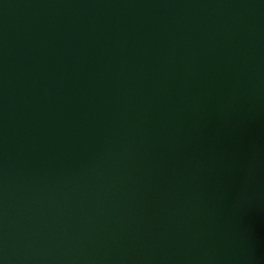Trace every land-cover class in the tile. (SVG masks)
<instances>
[{
  "label": "water",
  "instance_id": "water-1",
  "mask_svg": "<svg viewBox=\"0 0 264 264\" xmlns=\"http://www.w3.org/2000/svg\"><path fill=\"white\" fill-rule=\"evenodd\" d=\"M0 264H264V0H0Z\"/></svg>",
  "mask_w": 264,
  "mask_h": 264
}]
</instances>
